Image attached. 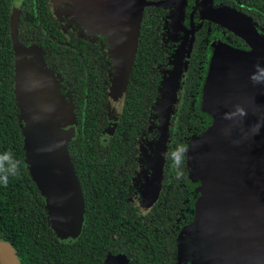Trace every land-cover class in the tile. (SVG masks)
<instances>
[{"label":"flooded vegetation","instance_id":"obj_1","mask_svg":"<svg viewBox=\"0 0 264 264\" xmlns=\"http://www.w3.org/2000/svg\"><path fill=\"white\" fill-rule=\"evenodd\" d=\"M44 2L58 37L37 35L41 26L38 15L45 14L38 0L21 1V15L32 14L33 18L23 16L24 21L19 23L18 15L15 36L21 45L40 49L39 64L56 74L60 92L72 97L79 131L68 157L81 183L83 216L84 202L97 204L94 214L99 237L107 244L105 254H110L106 259L118 256L123 264H167L164 243L191 220L199 181L190 179L184 167L183 178L177 180L171 161L162 154L176 144H188L214 119V114H207L201 106L208 71L214 108H242L243 97L249 98L255 108L262 84L250 77L257 73V66L263 68V59L252 60L248 55L254 45L263 51L264 0H142L136 40L138 54L142 55L131 63V88L137 102L133 112H125L133 123L107 120L110 57L106 49L108 42H123L118 38L119 12L127 2L83 0L79 4L63 0L54 7L51 0ZM8 42L13 61L9 17ZM52 42L56 43L57 61L47 48ZM62 49L68 54L64 61L67 69L76 60L85 63L82 68L88 71L84 69L82 74L87 78V89L82 91L93 96L100 89L103 101L98 105L79 102L80 88H73L77 84L74 76L56 63L62 59ZM94 73L102 79V87L90 85L93 81L88 78L93 79ZM145 76L152 79L150 84L142 86L139 81L136 85L137 79ZM167 77L169 89L156 104ZM168 93H174L170 112ZM153 108L158 115L152 113ZM91 109L94 112L89 116ZM152 124L157 125L158 134L149 130ZM89 172L94 174L93 181ZM141 208L147 215L141 214ZM86 218L90 228L92 216ZM75 236L66 238L72 240ZM84 264L96 263L89 257Z\"/></svg>","mask_w":264,"mask_h":264},{"label":"water","instance_id":"obj_2","mask_svg":"<svg viewBox=\"0 0 264 264\" xmlns=\"http://www.w3.org/2000/svg\"><path fill=\"white\" fill-rule=\"evenodd\" d=\"M9 1L12 83L24 163L43 197L49 223L61 235L72 237L79 232L83 216L78 182L66 150L75 133L73 107L61 94L57 75L39 64L40 49L17 41L16 21L22 0ZM58 1L51 0L55 4ZM74 1L83 4V0ZM124 1L127 3L119 14L118 27L123 42H115L128 66L123 91L142 5V0ZM123 16L130 18L123 20ZM262 65L264 68V56ZM211 81L208 71L201 106L215 117L187 144L185 169L190 179L199 181V196L191 221L177 234L176 264H264V83L257 90L255 108L243 97L240 105L246 115L225 119V114L235 109L214 108ZM172 100L169 96L168 112ZM108 259L103 264L110 262ZM0 264H19L11 245L1 239Z\"/></svg>","mask_w":264,"mask_h":264},{"label":"trees","instance_id":"obj_3","mask_svg":"<svg viewBox=\"0 0 264 264\" xmlns=\"http://www.w3.org/2000/svg\"><path fill=\"white\" fill-rule=\"evenodd\" d=\"M38 2L42 3L45 14L38 15L40 19L38 24L41 26L36 30L37 35H39L40 38H42L41 35L45 36V34L58 37L55 33L56 29H54L52 27L53 25H51L44 0H38ZM9 3V0H0V154L6 151H11L14 158L20 164V170L17 176L9 177L7 186L0 184V239L11 245L19 264H84L85 258L89 257H92V260L96 264H100L106 259V257L110 256V254H105L107 244H105L99 237V228L97 229L98 223L96 215L94 214L97 204L84 202V216L81 229L72 240H67L68 238L58 233L49 223L43 197L30 177L27 166L24 163L21 126L18 117L19 111L12 83V53L8 42ZM18 15L19 23L24 21L22 19L23 16L33 18L32 14L21 15V11ZM138 33L137 27V35ZM45 38H48V36H45ZM47 48L50 50L52 56H54V52L57 51L56 43L52 42ZM138 48L139 42L135 41V48L131 63H133L132 61H135L137 57L142 55L138 54ZM46 53L49 54V51L46 50ZM61 54L62 59L56 63L60 65L63 71H68L69 73L71 72L70 75L74 76L77 84H73V88H80L79 102L85 100V103L90 101L94 105H98L102 102L103 100L100 98V89L97 95L93 96H90V93H84V91H82V88L87 89L85 84L87 78H84L82 74V70L85 69L88 71L87 67L82 68L85 63L78 60L74 61L73 59L74 62H71L69 69H67L64 61L66 60L68 54L65 53L63 49ZM55 57L57 58V61L58 56L55 55ZM131 63L122 95L120 110L117 116V120L124 119L128 123H133L134 120L130 116L126 115L125 112H133V104L137 102L131 88L134 85L132 81L134 70L133 68L131 69ZM88 80L93 81V83L90 84L93 85V87L95 85L97 87L103 86L102 79H100L96 73H94L93 79L90 77ZM139 81H141V85L144 86L145 84H150L152 79H148L147 76H145V78L137 79L136 85H140L138 83ZM61 94L67 100H71L70 102L73 107L74 115H76L75 119H77V111L75 110V105L72 102V97L67 94V92L64 93L61 91ZM89 110L90 108H88V111ZM88 111L86 109L85 113ZM93 112L94 111L91 109L90 113H88L89 116H92ZM78 131L79 128L75 123V133L66 144V150L69 156L72 152L70 145L77 137ZM73 170L75 172L74 165ZM75 176L80 188L81 198L84 201L83 193L81 191V183L76 173ZM89 176L93 181L94 174L89 172ZM98 185L99 183H97V186ZM88 191H91V189ZM88 196L90 195L88 194ZM191 214L193 217V210H191ZM89 215H91L93 219L90 228L88 226L89 220L86 218V216ZM176 237L174 236L172 239L170 236L164 243L162 251L164 252L167 264H173L174 257L176 259ZM156 253L159 254L160 250L157 249Z\"/></svg>","mask_w":264,"mask_h":264},{"label":"rangeland","instance_id":"obj_4","mask_svg":"<svg viewBox=\"0 0 264 264\" xmlns=\"http://www.w3.org/2000/svg\"><path fill=\"white\" fill-rule=\"evenodd\" d=\"M58 1L57 4L58 5L59 2ZM55 3V2H54ZM51 2V6H53V4ZM123 8V7H122ZM77 12V11H76ZM121 12V9H120ZM119 12V14H120ZM78 13L80 15V12L78 10ZM135 16H133V23L135 24ZM130 17L126 18V16H123V20L124 19H129ZM135 28V25H134ZM119 38V36H118ZM109 44V48L107 47L106 49V53L109 55L110 57V62H109V68H108V87H107V120L109 123H112L116 120L117 115L119 113L120 110V105H121V97H122V91H123V86H124V81L122 83V79H123V75L127 73L128 70V66H126V60L123 56V54L121 53V50L119 49H115V43L114 42H108ZM259 46V45H258ZM260 50H261V46H260ZM264 43H263V51H259L257 50L256 46L254 45V51L252 53H249L248 58L252 59V60H256L257 58H262L264 56ZM247 58V59H248ZM126 71V73H125ZM169 82H170V78L167 77L166 80H164L163 82V88H162V93L159 92V97L157 99V103L160 101V97L162 94L165 93L166 89H169ZM174 95V93H168V97ZM155 115H158V110L153 108V112ZM152 124V126L149 128V130H155L157 129V125ZM158 134V132H157ZM141 140H144V137H142ZM108 260H110V262H108L107 264H120L121 260L120 257L118 256H112L111 258H109Z\"/></svg>","mask_w":264,"mask_h":264},{"label":"clouds","instance_id":"obj_5","mask_svg":"<svg viewBox=\"0 0 264 264\" xmlns=\"http://www.w3.org/2000/svg\"><path fill=\"white\" fill-rule=\"evenodd\" d=\"M254 83H264V68L257 66V73L251 77ZM246 115L242 108L237 107L235 111L226 113L225 119H232L236 116L243 117ZM189 146L186 143L176 144L175 147H170L169 150L162 155L171 161L172 167L175 171L177 180H180L184 176V172L181 170L186 165L187 153ZM20 170L19 162L14 158L11 151H6L0 154V184L7 186L9 177H15L18 175ZM142 215H147V211L140 209Z\"/></svg>","mask_w":264,"mask_h":264}]
</instances>
